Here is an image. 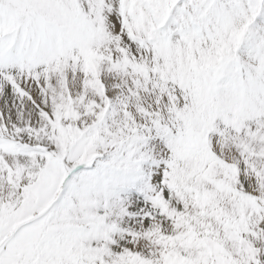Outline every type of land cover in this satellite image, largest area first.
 Segmentation results:
<instances>
[{
    "label": "snow or ice",
    "instance_id": "snow-or-ice-1",
    "mask_svg": "<svg viewBox=\"0 0 264 264\" xmlns=\"http://www.w3.org/2000/svg\"><path fill=\"white\" fill-rule=\"evenodd\" d=\"M0 264H264V0H0Z\"/></svg>",
    "mask_w": 264,
    "mask_h": 264
}]
</instances>
